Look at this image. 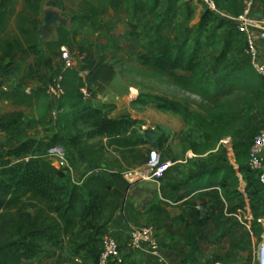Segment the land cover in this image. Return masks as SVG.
Wrapping results in <instances>:
<instances>
[{
  "label": "trees",
  "instance_id": "obj_1",
  "mask_svg": "<svg viewBox=\"0 0 264 264\" xmlns=\"http://www.w3.org/2000/svg\"><path fill=\"white\" fill-rule=\"evenodd\" d=\"M18 0H0V78L13 71L16 58L30 53L35 56V67L28 71L27 77L39 72L42 67L48 69L45 54H54L62 47L74 50L70 31L59 27L56 39L45 42L41 22L42 0H23V9L17 12ZM162 0H110V8L118 11L121 6L126 8L130 21V36L132 40L143 42L144 37L138 32L141 16L161 22L155 28L151 44L144 46L145 55L139 60L143 68L151 71L157 78L166 79L171 85L183 92L199 97L210 105V110L203 114L189 111L188 107L170 101L152 97L159 102L160 109L179 114L194 121L203 131V141L192 146V151L203 155L212 150L218 142L229 136L233 123L230 111H221L222 99L231 96L235 91H247L256 82L251 71L243 69L237 76L226 77L221 85L207 75L205 63L199 55L203 46H209V41H198L191 52L185 45H179L176 38L165 27L170 20V9L163 10ZM226 10L240 14L244 10V0H226ZM87 15L91 18L103 16L105 10L99 11L89 3ZM16 18V29L12 31L11 21ZM169 18V19H168ZM216 18V17H215ZM167 19V21H166ZM232 27V26H231ZM233 28V27H232ZM234 29V28H233ZM236 30V29H234ZM190 38L192 34L179 32L178 37ZM45 42V43H44ZM44 43L43 48L41 44ZM81 67L64 68L63 62L58 64L55 73L49 79H42L43 87L34 95L16 89L0 92V101H7L15 107H36L37 119L32 122L47 125L51 119L52 108L46 88L52 79L62 78L64 96L59 102L58 119L69 118L77 110L76 119L94 120V135L104 141L88 143L79 137L70 139L55 138L52 143L32 144L31 153L19 160L1 161L0 171V264H32L40 256L45 244L58 249L64 240L75 237L77 229L90 219L96 222L102 215L106 197L114 187L116 173L109 161V153L114 151L135 152L138 147L148 145L145 139L131 137L132 128L141 125L140 121L129 118L113 120L101 116L91 104L83 103L81 89L92 86L100 79L107 67L102 63L89 61L81 50ZM252 69V68H251ZM84 72L86 75L84 76ZM259 83V81H257ZM8 115H0V133L16 134L14 123ZM147 138H154L152 130L145 131ZM164 142L157 146L163 147ZM59 145L67 153L75 165L88 166V172L83 181L75 183L72 175L51 167L45 159L48 148ZM249 147L244 144L232 148L234 167L215 168L210 172L199 174L184 185V197H194L204 191L229 186L241 187L245 184V193L250 205L251 214L255 219L264 218V193L258 185L256 176L249 170ZM150 154V153H149ZM149 154L147 159H149ZM73 164V163H72ZM202 203L190 207V215L185 225L184 246L188 250L180 264H211L203 260L202 243L206 240L208 223L216 218L213 205ZM124 214L129 224L135 228L157 226L169 220L170 215L158 203H150L147 209L136 207L126 202ZM256 238L258 241L263 233V227L256 223ZM91 235L87 244L80 248L79 254H84L83 261L99 263V252L94 243L106 234L97 224H90ZM238 249V245L232 246ZM236 257L228 252L225 257H216L213 264H233ZM56 264H67L59 258Z\"/></svg>",
  "mask_w": 264,
  "mask_h": 264
},
{
  "label": "rangeland",
  "instance_id": "obj_2",
  "mask_svg": "<svg viewBox=\"0 0 264 264\" xmlns=\"http://www.w3.org/2000/svg\"><path fill=\"white\" fill-rule=\"evenodd\" d=\"M58 0H42L41 22L42 34L47 41L56 38L57 29L61 22L70 29L71 38H77L90 24L109 20L110 0H62L63 6L57 5ZM87 1L93 8L103 11V17L95 19L81 13L87 7L82 4ZM163 10L170 9V20L165 27L176 38L179 45H185L191 52L198 41H209V46H203L199 55L205 63V72L210 78L221 85L226 77L237 76L239 71L247 69L251 71L256 82L247 91H235L231 96L222 99L221 111H230L233 123L232 132L223 138L208 153L200 155L192 151V146L203 141V131L190 118L160 109L159 102L152 98L168 99L188 107L189 111L205 115L210 110V105L199 97L188 94L171 85L166 79L157 78L153 73L143 68L139 57L145 55L144 46L151 44L154 38L155 28L161 24L152 18L141 16L138 32L144 37L143 42L129 39L130 21H134L132 15L124 11L120 20L110 27L108 24L96 29L100 32L98 39L78 43L75 39L74 50H70L74 59H80L81 50L86 52L85 57L89 61L102 63L107 68L113 69L116 79L110 83V97L103 100L96 99L94 95L93 107L100 111L103 117L109 118L118 111L122 116L117 120L126 118L137 120L141 125L130 130L131 137H141L148 145L138 147L135 152L111 151L109 161L116 175L132 176L148 171V154L157 150L160 154L161 168L154 173L148 171L146 180H139L131 184V192L127 201L136 207L147 209L150 203H158L165 209H176L181 213L176 224H168L169 220L161 225L144 227L153 228L158 238L169 254L172 264H180L181 258L186 254L184 246V227L190 215V207L209 203L215 210L216 218L210 221L205 228L206 240L201 244L203 260L213 264L216 257H225L228 252H233L236 262L233 264H259L257 246L260 242L256 238L255 216L251 209L247 208V194L244 187L229 186L226 189L215 188L204 191L194 197H184V185L190 179L199 174L210 172L215 168L234 167L232 148L235 145L244 144L249 147L252 138L262 125H264V80L251 69L246 56V43L243 35L234 30L226 21L215 18L199 0H162ZM83 7V8H82ZM23 0H18L17 12L22 11ZM51 21L46 26V19ZM74 23L71 25L70 20ZM169 19V18H168ZM93 20V22H92ZM98 23V22H97ZM47 27V28H46ZM11 29H16V18L11 21ZM179 32L192 34L190 38L178 37ZM112 36L115 39H107ZM123 39H117V38ZM110 46L112 51L108 55L101 56L104 47ZM96 52V55L93 54ZM50 62L48 64L51 77L58 64H61L60 54H45ZM35 76V75H34ZM259 81V83L257 82ZM0 115L11 117L14 123L13 131L16 134H4L0 136V160H11L17 163L25 159L30 153L32 144L52 143L55 138L72 139L81 138L88 143H98L102 139L94 135V120H80L76 116L66 120L50 119L49 124H38L31 120L32 112L29 109H15L10 105L0 102ZM152 130L154 138H147L145 131ZM104 141V140H102ZM164 142V146H157ZM73 163V164H72ZM74 173L76 165L71 159ZM170 178L172 182L167 183ZM135 179V178H134ZM177 185H176V184ZM163 200L171 204H165ZM210 207V208H211ZM252 217V218H251ZM82 233L72 243L61 245L60 257L69 264H77L75 258L79 257L82 264L84 254H79L81 247L87 244L82 241ZM238 245V249L232 246ZM175 252V253H173ZM54 256H50L53 259Z\"/></svg>",
  "mask_w": 264,
  "mask_h": 264
},
{
  "label": "built area",
  "instance_id": "obj_3",
  "mask_svg": "<svg viewBox=\"0 0 264 264\" xmlns=\"http://www.w3.org/2000/svg\"><path fill=\"white\" fill-rule=\"evenodd\" d=\"M207 10L217 19H221L234 25L239 34L243 35L246 43V56L252 70L259 78L264 80V63L259 61V45L264 44V20L257 21L251 17V10L256 0H247L246 8L239 17H234L225 12L217 0H199ZM60 60L64 68L75 67V59L71 56L70 50L66 47L60 49ZM62 78L56 77L51 80L46 88V93L52 101L60 102L64 96ZM83 103H89L94 99L88 87L81 89ZM58 109L52 113L53 119H58ZM45 159L51 167L59 171H65L74 175L73 166L67 157L65 149L59 145L48 148ZM29 158L23 160L27 162ZM160 154L157 150L150 151L147 162L148 171L154 173L161 168ZM249 170L256 176L258 185L264 193V125L260 127L252 138L249 150ZM3 169L0 161V171ZM148 171L146 172L148 174ZM142 173V180L148 176ZM165 204H171L163 200ZM252 218V217H251ZM259 225L264 224V218L255 219ZM99 252L98 264H172L164 247L162 246L157 232L151 227H133L127 242L122 243L111 234L101 236L94 243ZM258 262L264 264V234L260 237L258 245ZM77 264H82L79 257L75 258Z\"/></svg>",
  "mask_w": 264,
  "mask_h": 264
},
{
  "label": "crops",
  "instance_id": "obj_4",
  "mask_svg": "<svg viewBox=\"0 0 264 264\" xmlns=\"http://www.w3.org/2000/svg\"><path fill=\"white\" fill-rule=\"evenodd\" d=\"M82 1L83 0H81V2ZM217 1L219 3L220 7L225 12H227L229 15L234 16V17H239L244 12V10L246 8V1L247 0H244V3H243L244 10L240 14H237L234 11L226 10L225 6L228 4V2H226V0H217ZM86 3H87V1H84V3L82 4V6L84 8L87 7L84 5ZM63 4L64 3H62V0L57 1L58 6H63ZM88 8H89V6H88ZM125 10H126V8L124 6H121L117 12L114 11L112 8H110L108 13L112 15V18L109 20L105 19L103 21L104 23H100V22H102V21H100L101 20L100 19L99 21H97L98 23L96 22V25L90 24L89 29L87 31H85L87 27L82 25L81 26L82 30L80 32L81 33L84 32V33L77 38H72L74 45L76 43L75 39L78 40L77 41L78 43H83L84 41L93 42L92 41L93 39H98L100 36V32H95L96 29L102 27V25H104V24L105 25L108 24L110 27H112L113 24H116L120 20L119 13H120V15L125 16L124 15ZM82 12L85 15H87L88 9L86 8L84 11L81 10V13ZM101 17H103V16H100L99 18H101ZM251 17L257 21L264 20V0H256L255 4L251 10ZM70 22H71V25L74 24L72 22V19L70 20ZM92 22H93V20H92ZM228 24H230V23H228ZM231 26L234 29H236V27L234 25H231ZM59 27L65 28L68 31H70V29L68 27H66V25H64V26L59 25ZM128 32H129L128 33L129 39H132L130 36V31H128ZM55 39L56 38H54V40ZM107 39H115V38L110 36ZM117 39H123V38L119 37ZM45 42H47V40H45ZM44 43L41 44L42 48H43ZM60 49L57 52L58 54H60ZM111 51H112V48L110 46H106V47H104V51H102L101 56L108 55V53H110ZM93 54L96 55V52ZM85 55H86V52L84 51V57H85ZM35 61H36L35 56L30 54V53L19 55L14 62L13 71L9 75L0 78V92H8V91H14L16 89H20V90L26 92L27 94L34 95L39 88L43 87L42 79L43 78L49 79V77H50L49 71L44 66L39 70L38 73L35 74V76L33 75V76L26 78L28 71L35 67ZM81 61H82L81 57H80V59H75V67H81L82 66ZM259 61L261 63H264V44L259 45ZM83 74L85 76L86 72H84ZM115 79H116V76H114L113 69H111L110 67L106 68L104 73H102V75L100 76V79L91 88L94 92L96 99L99 98V100L101 101L104 98L110 97V95H108L110 92V83H112ZM49 100H50L51 105H52V108L50 109L51 119H52L53 118L52 113L54 110L58 109L59 103L52 101L51 99H49ZM0 102H3L7 105H10L15 109H20V110L29 109L32 112L31 120L33 121L34 119H37L36 107H34V108L15 107L7 101L3 100ZM94 102H96V101L92 100L91 102H89V104L94 103ZM76 113H77V110H74L73 112L70 113L69 117H74V115H76ZM122 114L123 113L121 111L120 112L118 111L117 113H114L110 117V119L117 120L122 116ZM2 135H4V133H0V136H2ZM105 142H106V140H104V143ZM111 151H113V150H111ZM76 170H77V172H75L74 175H72V179L75 183L80 184L83 181L84 176L88 172V166H86L84 164H77ZM142 175H143L142 172L141 173L139 172V173L132 175V176H125V177L121 176V175H116V177L114 179L113 190L106 197L102 215L99 218V220L97 221V223L92 222L89 219L87 221V223L82 224L77 229L76 235L73 239L64 240L63 243L69 244V243H72L73 241H75L78 238L79 232H81L83 234L82 235V241H84L85 239L88 241V239L91 235L90 224H92V225L97 224V226L100 229H102L104 232L111 234L112 236L117 238L122 243L127 242L129 235H130V232L134 226L129 224L128 221L126 220V216L124 214V205L127 202L128 195L131 192V187H132L131 184H133L136 181L142 180ZM166 182L170 183L172 181L170 180V178H167ZM241 187L245 188V184H242ZM246 209H250L249 202H247V208ZM167 211L171 217L168 224H171V223L176 224L178 221L177 220L178 217L181 216V213L178 210V208H176V209L170 208V209H167ZM262 227H263V233L262 234H264V224L262 225ZM183 233H185V227H184ZM63 243L61 245H63ZM164 250H165L166 254L168 255V257H170L169 254H172V252L167 251L165 248H164ZM256 250L258 253V246H257ZM59 251L60 250L53 248L50 244H45L43 253L40 256H38L35 260H33L31 263L32 264H56L58 259L62 258V257H60L61 252H59ZM187 251H186V253H187ZM173 253H175V252H173ZM52 255L54 256V258L50 259V256H52ZM182 259H183V257L181 258L180 263H181ZM67 264H69V263H67ZM87 264H93V262L88 261Z\"/></svg>",
  "mask_w": 264,
  "mask_h": 264
},
{
  "label": "water",
  "instance_id": "obj_5",
  "mask_svg": "<svg viewBox=\"0 0 264 264\" xmlns=\"http://www.w3.org/2000/svg\"><path fill=\"white\" fill-rule=\"evenodd\" d=\"M45 23H46V26L48 27V26L50 25L51 21H49V19L47 18L46 21H45ZM57 23H59L60 26H64V24L61 23V22H57ZM47 27H46V28H47ZM43 31H45V29L42 30V32H43Z\"/></svg>",
  "mask_w": 264,
  "mask_h": 264
}]
</instances>
